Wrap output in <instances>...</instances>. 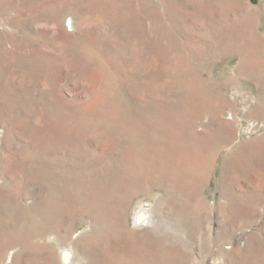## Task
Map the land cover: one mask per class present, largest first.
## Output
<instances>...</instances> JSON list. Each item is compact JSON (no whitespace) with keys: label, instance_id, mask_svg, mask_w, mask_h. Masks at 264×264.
I'll list each match as a JSON object with an SVG mask.
<instances>
[{"label":"rangeland","instance_id":"obj_1","mask_svg":"<svg viewBox=\"0 0 264 264\" xmlns=\"http://www.w3.org/2000/svg\"><path fill=\"white\" fill-rule=\"evenodd\" d=\"M0 264H264V0H0Z\"/></svg>","mask_w":264,"mask_h":264},{"label":"bare ground","instance_id":"obj_2","mask_svg":"<svg viewBox=\"0 0 264 264\" xmlns=\"http://www.w3.org/2000/svg\"><path fill=\"white\" fill-rule=\"evenodd\" d=\"M147 213V207H142L141 209H139L135 215H134V223L135 225H137L140 222H144L147 220L148 216L146 215ZM62 257L64 260H66L69 255L66 254L65 252L62 254Z\"/></svg>","mask_w":264,"mask_h":264}]
</instances>
